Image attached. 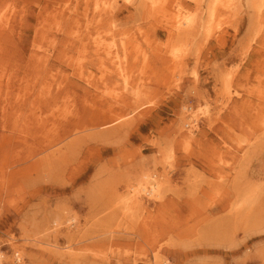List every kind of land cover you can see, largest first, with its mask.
Returning <instances> with one entry per match:
<instances>
[{"label": "rangeland", "instance_id": "obj_1", "mask_svg": "<svg viewBox=\"0 0 264 264\" xmlns=\"http://www.w3.org/2000/svg\"><path fill=\"white\" fill-rule=\"evenodd\" d=\"M0 256L264 264V0H0Z\"/></svg>", "mask_w": 264, "mask_h": 264}, {"label": "bare ground", "instance_id": "obj_2", "mask_svg": "<svg viewBox=\"0 0 264 264\" xmlns=\"http://www.w3.org/2000/svg\"><path fill=\"white\" fill-rule=\"evenodd\" d=\"M152 1V6L153 7H155V6H159V2H160V0H151ZM221 1L222 0H213V6H214V8L219 4V3H221ZM225 1H227V0H225ZM155 9V8H154ZM158 10H159V8H157ZM178 12V11H177ZM179 12H180V10H179ZM192 14V13H191ZM191 14H189V15H191ZM188 15V14H187ZM192 15H194V14H192ZM172 16H174V15H172ZM179 16V15H178ZM183 16V15H182ZM176 17V16H175ZM175 17H173V22H174V20L176 21V19H174ZM183 18V17H182ZM179 19V18H178ZM184 22L182 21H180L179 23L178 22H176V30H177V32H178V34L180 35V34H182V32H184L185 30H188V29H190V28H192L193 26H195V21H196V19L194 18V16L192 17V16H185L184 17ZM178 23V24H177ZM174 26V25H173ZM123 59V58H122ZM80 66H82V65H80ZM79 68V67H78ZM77 68V69H78ZM79 70V69H78ZM84 70V69H83ZM107 74V73H106ZM104 79V78H103ZM125 80V79H124ZM87 81V80H86ZM99 86V85H98ZM141 89V88H140ZM139 89V90H140ZM139 94V93H138ZM116 95V94H115ZM147 177V176H146ZM151 179H153L154 181H151ZM156 178H155V175H152V176H149V177H147V178H144L139 184H138V186L137 187H135L133 190L135 191V192H137V193H145V194H147L148 196H150V197H152V198H155V197H158L160 194H161V192H162V185H161V183L159 182V180H155ZM133 193V192H132ZM139 195V194H138ZM135 196H137L136 194H135ZM132 199H133V197H132ZM134 199H135V197H134ZM133 199V201H136V200H134ZM129 202V201H128ZM136 204V203H135ZM138 205V204H137ZM0 261H1V256H0Z\"/></svg>", "mask_w": 264, "mask_h": 264}]
</instances>
